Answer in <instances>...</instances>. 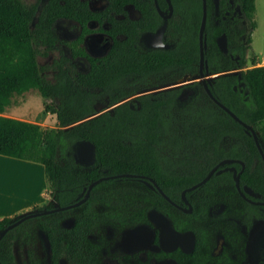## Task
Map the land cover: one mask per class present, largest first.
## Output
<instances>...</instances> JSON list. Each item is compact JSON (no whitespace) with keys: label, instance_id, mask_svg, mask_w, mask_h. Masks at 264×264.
Masks as SVG:
<instances>
[{"label":"trees","instance_id":"trees-1","mask_svg":"<svg viewBox=\"0 0 264 264\" xmlns=\"http://www.w3.org/2000/svg\"><path fill=\"white\" fill-rule=\"evenodd\" d=\"M172 3L175 16L168 33L175 41L174 47L145 50L140 37L144 32H155L162 24L159 14L153 8L141 20L125 23L114 16L124 13L125 0H111L107 12L114 13L109 30L114 42L108 54L102 58L89 56L81 47L84 35L68 43L74 52L73 59L89 60L90 70L83 73L63 53L50 66H41L39 59L59 50L61 40L55 30L59 19H72L84 30L91 20L98 19L99 15L90 11L87 2L49 0L38 13L39 2L0 0V155L42 164L50 196L60 207L76 203L84 187L91 183L105 176L125 174L150 176L173 198L174 191L179 193L186 186L200 182L225 159L243 161L246 167L241 174V185H248L264 196V161L253 136L207 96L206 101L198 97L195 103L181 106L180 92L170 91L140 98V108L121 104L113 113L87 120L95 113L100 99L108 98L115 105L154 79L168 74L179 79L198 74L203 2L172 0ZM240 3L250 33L239 39L225 29L230 43L228 52L224 53L217 43L221 30L214 26V1L207 0L205 59L211 75L239 70L213 80L210 89L217 100L255 129L264 150V66H258L255 57L249 60L247 56L252 32L257 27L256 0ZM160 4L163 9L167 7L164 0ZM249 61L252 67L247 69ZM49 72L52 79L47 76ZM31 91H37L44 99L45 112L56 116V129L3 115L16 97ZM224 139L235 143L227 148L223 146ZM84 141L96 148L94 163L88 168L78 163L74 154L75 146ZM168 150L194 153L180 154L181 159L175 162L165 152ZM235 166L242 170L241 165ZM178 167L192 171L189 176L175 179L173 169ZM173 180L185 185L173 187ZM216 181L234 184L230 172L215 175L204 188ZM106 183L97 185L92 197ZM163 205L165 202L161 208ZM51 208L54 206L43 205L34 210ZM60 214L28 220L10 231L0 242V262L17 264L13 252L16 234L34 220L50 242L51 264H59L63 257L75 260L86 233L78 225L63 230L57 220ZM18 218L0 220V232ZM45 219L50 220L45 222Z\"/></svg>","mask_w":264,"mask_h":264},{"label":"flooded vegetation","instance_id":"flooded-vegetation-1","mask_svg":"<svg viewBox=\"0 0 264 264\" xmlns=\"http://www.w3.org/2000/svg\"><path fill=\"white\" fill-rule=\"evenodd\" d=\"M40 1L44 2V0L36 2H39L38 13L49 0H46L41 8ZM82 1L87 2L90 11L98 14L99 17L88 23L87 30H84L80 23L69 18L59 19L55 23V30L56 24L59 21L77 25L78 31L72 40H64L58 36L61 40L60 46L67 48L70 52L69 56L65 52L63 54L73 59L74 52L68 46V43H73L84 35L81 47L84 48L85 52L94 58L105 57L114 42L112 36L109 34V30L111 29L110 19L114 13L107 12L111 0ZM164 1L167 5L165 9L161 7V0H125V4L123 5L124 13L114 15L117 20H125V23H127L128 21H139L146 12L152 11L153 8L156 10L163 21L155 32H144L141 35L140 45L145 50L171 49L175 45V41L169 38L168 33L169 23L175 16V9L171 0L173 5V13H171L168 1ZM213 1L214 9L212 16L214 26L221 30L217 43L220 37L226 35L229 47V36H236L239 39L244 38L246 32L250 29L249 22L242 11L241 0H217V3L216 0ZM158 7L163 16L158 11ZM93 26H96L97 29L94 30ZM225 29L230 31V35L224 31ZM165 33L168 39L173 42V46L170 48L159 47L163 45L159 38L162 35L164 36ZM94 34H104L107 42L111 43L109 51L104 56L96 57L87 51L86 47L89 38ZM123 37L118 36L120 39ZM147 46L155 47L146 49ZM78 59L86 60L90 70L88 59L78 57L77 59H73L74 63ZM75 65L77 66L76 63ZM77 69L80 71L78 67ZM202 88L208 97L203 85ZM140 90L115 104L131 105V103L123 101L136 95ZM195 90L196 88L193 86H188L183 88L181 92L179 91V104L181 100H186V104L195 103L199 97L198 91ZM145 96H140L136 99V104L139 108L141 104L140 98ZM105 99L111 104L108 98L100 100ZM131 107L133 109L136 108L132 105ZM226 140L224 139L223 146L227 148L232 143H235L231 139H228L232 143L226 146ZM165 152L171 154L175 162L181 159L180 154L194 153L192 150H168ZM226 160L239 162L220 165ZM240 162L244 164V168ZM219 165L220 167L213 177L231 172L234 184L216 181L210 183L209 187L204 188L212 177L201 187L187 191L184 198L183 193L200 183L206 176L200 182L189 187L186 186L179 193L174 191L173 198L163 191L171 199V203L159 192L157 186L160 188L161 186L152 177L143 174L117 175L125 177L105 180L104 182H107L105 186L95 192L97 196L92 197L96 185L91 190L86 201L78 207L67 211L53 212L48 215L61 213L63 215L61 224L65 228H68L65 231H69L78 225L86 233L82 245L78 247L74 264H264V196L248 185H241V174L246 167L243 161L225 159L215 167ZM235 165H241L242 170L239 171ZM189 171L179 167L173 169L175 179L177 177L189 176L192 170L190 173ZM237 174L240 175L241 190L236 185L235 175ZM193 177L191 176V178ZM175 181H172L173 187L185 185L184 182ZM130 182L134 185L131 188L132 195L128 187V183ZM90 185L84 187L76 203L86 197ZM246 188L251 190L252 193L247 192ZM145 191L147 192L145 193ZM146 201L151 204L147 212L144 211ZM163 202L166 205H163L161 208ZM154 204L157 206H153ZM51 205L54 208L44 211H52L60 207L53 200L51 203L46 204L48 207H51ZM68 220H72L70 227H66L65 225ZM48 243L51 254V245L50 242Z\"/></svg>","mask_w":264,"mask_h":264},{"label":"rangeland","instance_id":"rangeland-1","mask_svg":"<svg viewBox=\"0 0 264 264\" xmlns=\"http://www.w3.org/2000/svg\"><path fill=\"white\" fill-rule=\"evenodd\" d=\"M22 1L28 4H33V3H36L38 0H22ZM45 1L46 0H44V2ZM44 2L42 1L40 3V8L42 7ZM259 4H260L259 6L260 9L262 8L264 10V0H260ZM92 28L94 30L97 29L96 26H93ZM77 31H78L77 25L75 24L67 23L64 21H59L56 24L57 35L64 40H72V38L76 35ZM249 33H250V30L246 32L245 36L247 37ZM159 40H161V42L163 43V45L159 47L170 48L173 46V42L170 41V39H168V36L166 35V33L164 34V36L162 35V37L159 38ZM263 45L264 43H262V46ZM110 46H111V43L107 42L106 36L104 34H94L90 36L86 48H87V51L91 55L96 56V57H101V56H104L109 51ZM153 47L155 46H152V47L147 46L146 49H151ZM257 48H260L259 44H257L254 47L251 44V51L255 55L258 56L259 54L257 52ZM64 52L68 56L70 55V52L67 48L65 47L63 48V46H60L59 50L53 52L47 58H40L39 64L43 67L50 66L52 62L54 61V59L58 58L59 55ZM247 56L249 60L253 58L250 53V50L247 52ZM75 63L77 64V67L80 69V71L88 72L89 65L86 60L78 59L76 60ZM247 66H248L247 69L252 67L250 61ZM237 72H239V70L217 73L214 75H210L209 80H213L216 76H219V75L222 76L223 74H226V73H237ZM47 76L49 77V79H52V72H49ZM188 86H193L194 88H196V90L199 93V98L202 101L207 100L206 94L202 88L201 80L198 74L185 76L184 78H181V79H179L178 76L176 75L168 74L161 78L152 80L145 88H142L136 95L128 98L127 100H124L123 102H129L131 103L133 107H136L137 106L136 99L140 96H144V95L156 96V95H160L162 93L173 91V90H177L181 92L183 88H186ZM186 103H187L186 100H181L180 102L181 106L185 105ZM44 104H45V101L41 97V95L37 91H31V92L25 93L22 96L16 97L14 99L13 105L10 108H8L4 112L3 115L7 117H11V118L20 119L23 121H29L32 123H36L45 128L56 129L58 127L56 116L50 113H46ZM117 105L118 104H115V105L109 104L108 100L106 99L100 100L95 105V113L93 114V116L89 118H96L106 113H112L114 108H116ZM231 143L232 141L228 139L225 141L226 146H229ZM74 154H75V150H74ZM76 160H78V158ZM91 164L92 163H86L82 165L85 167H88V166H91ZM120 183H123V182H120ZM128 187L130 188L129 192L132 195L131 188L134 187V185H132V183L130 182L128 183ZM146 192L147 191H145V193ZM52 200L53 198L50 196V191H49V198L44 205L51 203ZM150 206H151L150 202L146 201L145 206H144L145 207L144 211L147 212ZM31 212H36V211L32 210ZM67 216L69 215L67 214ZM62 219H63V215L60 214L57 217L58 224L63 230L68 229V228H65L61 224ZM48 220L50 219H45V222H48ZM71 224H72V220H68L65 225L66 227H70ZM48 242L49 240L46 237V235L43 234L39 230V222L37 220L26 223L21 229V231L18 234H16V239L13 243V252H14L17 264H51V259H50L51 254H50ZM64 263L74 264L75 261L74 259H69L65 257L60 260L59 264H64Z\"/></svg>","mask_w":264,"mask_h":264},{"label":"crops","instance_id":"crops-1","mask_svg":"<svg viewBox=\"0 0 264 264\" xmlns=\"http://www.w3.org/2000/svg\"><path fill=\"white\" fill-rule=\"evenodd\" d=\"M259 2L256 0L257 27L251 35L252 46H260L259 55L250 53L258 66H264V10ZM48 198L49 185L42 164L0 155V220L27 214L43 206Z\"/></svg>","mask_w":264,"mask_h":264},{"label":"water","instance_id":"water-1","mask_svg":"<svg viewBox=\"0 0 264 264\" xmlns=\"http://www.w3.org/2000/svg\"><path fill=\"white\" fill-rule=\"evenodd\" d=\"M167 1H168L169 5H170L171 13H173V5L171 3V0H167ZM216 3H217V0H216ZM158 11L163 16V14H162V12H161V10H160L159 7H158ZM207 17H208L207 0H203V18H202V22H201V26H200V31H199L200 64H199V73H198V75L200 77L201 83H202V85H203V87H204V89H205L208 97L210 98V100L214 104H216L217 106H219L223 111H225L226 113H228L235 121H237L239 124H241L246 129V131L249 134H251L253 136V138L255 140V143L257 145V148H258V150H259V152H260V154L262 156V159L264 161V150H263V148H262V146L260 144V140H259L258 133L255 131V129L251 125H248L247 123H245L244 121H242L228 107H226L219 100H217L215 98V96L213 95L211 89H210V86H211V83L213 82V80L221 77V75L216 76L213 80H209V76L211 74L209 72L208 62L205 59V52L207 50V42H206V36H205V31H206V26H207ZM218 46H219V48H220V50L222 52H224V53H227L228 52L227 36L226 35H223L222 37H220L218 39ZM228 74H233V73H226V74H223L222 76H225V75H228ZM119 105H121V104H118L117 106H119ZM89 119H93V118H89ZM89 119H87V120H89ZM74 150H75L76 159L78 158V160H77L78 163H81V164L94 163L96 148H95V145L93 143L88 142V141L81 142V143H79V144H77L75 146V149ZM233 162H239V161L226 160V161L222 162L220 165H223V164H226V163H233ZM240 163L243 165V168H244V164L242 162H240ZM220 165L217 166V167H215L207 175V177L204 180H202L200 183H198L197 185L193 186L192 188L186 190L183 193L184 198H185V193L187 191L195 190V189L201 187L202 185L206 184L213 177V175L216 173V171L218 170V168L220 167ZM120 177H125V176L104 177V178H101V179L93 182L90 185L89 189H88V193H87L86 197L82 201H80V202H78L76 204H73V205H70V206H67V207H57V208H55L52 211L31 212L29 214H26V215H23V216H19V218L17 220H15V222H13L8 227H6L3 231L0 232V242L3 240V238L10 231L16 229L17 227H19L20 225H22L23 223H25L26 221H28L30 219H35V218H38V217H42V216L48 215V214L53 213V212L67 211L69 209L78 207L79 205H81L82 203H84L86 201V199L90 195L91 190L96 185H98L102 181L109 180V179H114V178H120ZM235 180H236L237 188L239 190H241L240 189V175L239 174L235 175ZM157 188H158L159 192L163 195V197L166 200H168L169 202L172 203L171 199L163 192V190L160 187H158V186H157ZM246 191L249 192V193H252V191L249 190L248 188H246ZM0 264H2V263L0 262Z\"/></svg>","mask_w":264,"mask_h":264}]
</instances>
